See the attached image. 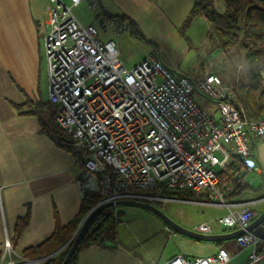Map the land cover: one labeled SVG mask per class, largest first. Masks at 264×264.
<instances>
[{
  "label": "built area",
  "instance_id": "2783aa9c",
  "mask_svg": "<svg viewBox=\"0 0 264 264\" xmlns=\"http://www.w3.org/2000/svg\"><path fill=\"white\" fill-rule=\"evenodd\" d=\"M82 1L89 8L98 6L97 0H49L44 56L47 100L81 170L76 186L81 196H100L89 211L118 200L152 204L162 200L165 190L205 192L227 207L218 224L243 231L234 243L249 251L245 264H264V240L246 230L255 217L251 203L231 209L226 196L233 186L222 188L218 177L234 163L258 169L253 147L264 140V116L248 117L234 89L216 73L195 78L180 74L156 51L127 70L115 42L101 41L93 25H83L72 13ZM108 26L116 35L128 29L119 19H108ZM195 231L212 233L207 223ZM12 253L5 238L4 256ZM230 260L228 250L219 247L210 255L176 254L157 264ZM8 264L15 263L9 259Z\"/></svg>",
  "mask_w": 264,
  "mask_h": 264
},
{
  "label": "crops",
  "instance_id": "0c3cea01",
  "mask_svg": "<svg viewBox=\"0 0 264 264\" xmlns=\"http://www.w3.org/2000/svg\"><path fill=\"white\" fill-rule=\"evenodd\" d=\"M110 2L120 6L137 4L140 7L143 0H97L101 11L103 9L110 15H125L135 21L137 14L131 13L130 9L120 7V14L110 13L107 5ZM46 8L45 0H0V264H8L9 259L15 264H44L43 260L23 258L22 250L47 239L57 221L62 226L73 221L82 198L76 186L81 170L74 154L58 148L40 132L37 118L27 114L29 106L19 110L11 105L24 103L30 98L27 93H33L32 86L40 78L42 63L47 74L44 56V37L48 32ZM17 92L24 100L21 101L22 97L18 96L20 102L12 101L13 94L17 96ZM32 98L29 100L44 102ZM253 159L258 165L257 170L234 164V176L242 177L241 190L234 195L227 194L226 201L231 209L251 203L254 220L259 214L253 206L260 205L264 210V140L255 141ZM196 194L197 197L187 200L208 212L214 211L215 216L209 221L217 222L227 212L226 206L216 204L205 192ZM26 212H29L28 223L16 248L10 256H4L5 238H12L17 218ZM201 223L208 224L207 221ZM225 232L229 230L225 229ZM212 234L219 233H214L212 229ZM221 244L219 247H223ZM78 252L76 264H82L84 260ZM228 252L230 262L243 254L240 264L246 263L248 250L236 248Z\"/></svg>",
  "mask_w": 264,
  "mask_h": 264
},
{
  "label": "rangeland",
  "instance_id": "374dc122",
  "mask_svg": "<svg viewBox=\"0 0 264 264\" xmlns=\"http://www.w3.org/2000/svg\"><path fill=\"white\" fill-rule=\"evenodd\" d=\"M45 1L48 6L49 0ZM107 5L109 12L113 14H120V7L137 14L133 21L137 30L130 25L127 30L116 35L109 28L108 19L102 16L99 6L89 8L85 1L72 8V13L83 25H93L101 41L115 42L118 58L127 70L156 51L161 60L180 74L195 78L207 72H217L228 85L247 80L245 52L239 44L227 49L222 47L220 37L201 17L194 18L187 27L183 26L192 0H143L140 7L137 4L120 6L112 2ZM213 5L219 13L225 10L222 0H214ZM142 8L146 9L143 11ZM47 84V74L42 63L40 78L32 86L33 93H27L29 99H33V96L45 101ZM16 94L17 96L13 94L12 101L24 100L22 94ZM18 96L22 98L19 100ZM201 102L209 105V101L204 98ZM46 105L47 114L52 115L51 108ZM161 198V201L152 204L180 226L195 231L196 227L192 225L207 221L214 233L225 232L226 228L209 221L210 217L215 216L214 211L208 212L185 199ZM112 208L115 214H120L115 240L106 239L101 245L81 244L78 255L84 260L82 264H156L174 254L187 258L210 255L220 246L216 242L182 235L167 226L158 216L142 208L125 205ZM253 208L258 214L264 211L260 205ZM221 246L228 251L237 248L234 238L222 241ZM242 260L243 254H240L229 264H240Z\"/></svg>",
  "mask_w": 264,
  "mask_h": 264
},
{
  "label": "trees",
  "instance_id": "16d2710c",
  "mask_svg": "<svg viewBox=\"0 0 264 264\" xmlns=\"http://www.w3.org/2000/svg\"><path fill=\"white\" fill-rule=\"evenodd\" d=\"M213 1L192 0L191 9L183 22V26L187 27L194 18L201 17L209 23L220 37L222 47L227 49L234 44H239L243 48L247 63V80H240L230 86L234 89L239 101L244 106L247 116L257 119L264 116V0H222L225 3V10L222 13L216 11ZM101 13L107 19L124 20L129 27L131 25L137 30L135 23L125 15H110L103 9ZM216 74L225 82L219 73ZM46 104L51 108L52 115L47 114ZM11 105L19 110L29 106L30 111L27 114L37 118L40 132L49 137L58 148L73 153L71 140L55 123V110L48 100L43 102L28 99L24 103H12ZM234 164L218 174L219 185L222 188H224V185L233 186L230 195H234L241 190L240 181L242 177L234 176L233 170L236 168V166L233 167ZM162 194L166 198L186 200L198 196L192 192L173 190H165ZM99 201L100 196L97 193H84L76 218L63 226L57 221L52 234L43 242L22 250V257L29 260L43 259L44 264H61L73 239L61 251L53 256L50 255L59 250L70 239L81 219ZM119 215V212L116 214L113 212L112 207L100 210L93 218L88 232L68 264H76V255L81 244H103L106 239L115 240ZM28 218L29 212L17 218L13 236L10 239L13 249L17 246L18 239L28 223ZM216 243L220 244L221 242ZM1 257L2 251H0V260Z\"/></svg>",
  "mask_w": 264,
  "mask_h": 264
},
{
  "label": "water",
  "instance_id": "95a60500",
  "mask_svg": "<svg viewBox=\"0 0 264 264\" xmlns=\"http://www.w3.org/2000/svg\"><path fill=\"white\" fill-rule=\"evenodd\" d=\"M119 205H125V206H135L142 208L144 210H147L156 216H158L167 226L175 230L176 232L185 235L187 237L196 239V240H204V241H211V242H222L227 239L235 238L236 236L243 233L242 230H232L229 232H223L219 234H203L199 233L197 231L186 229L179 224L175 223L171 219H169L167 216H165L158 207H156L153 204L147 203V202H140L135 200H118L114 202H106L103 204L98 205L93 210L88 211L87 214L82 218L80 223L78 224L77 228L75 229L74 233L70 237V239L56 252L51 254L50 256L55 255L59 251H61L67 244L70 242V240L73 239V242L67 251L64 259L62 260L61 264H68L71 257L76 252L78 246L80 245L81 241L85 237L86 233L88 232V229L91 225V222L93 218L97 215V213L105 208L109 207H116ZM247 231H251L256 237H258L261 240H264V211H262L253 221L250 222V224L246 228ZM43 260V259H39Z\"/></svg>",
  "mask_w": 264,
  "mask_h": 264
}]
</instances>
